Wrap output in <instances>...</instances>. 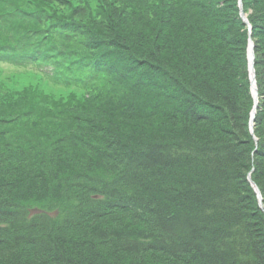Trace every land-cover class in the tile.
I'll use <instances>...</instances> for the list:
<instances>
[{
    "label": "trees",
    "instance_id": "16d2710c",
    "mask_svg": "<svg viewBox=\"0 0 264 264\" xmlns=\"http://www.w3.org/2000/svg\"><path fill=\"white\" fill-rule=\"evenodd\" d=\"M243 5L254 135L238 0H0V57L69 89L0 76V264H264Z\"/></svg>",
    "mask_w": 264,
    "mask_h": 264
},
{
    "label": "bare ground",
    "instance_id": "6f19581e",
    "mask_svg": "<svg viewBox=\"0 0 264 264\" xmlns=\"http://www.w3.org/2000/svg\"><path fill=\"white\" fill-rule=\"evenodd\" d=\"M249 52H250V57H251V47H250V51H249ZM255 188H256V189H259V187H255ZM262 210L264 211V208H262ZM190 245H191V248H192L193 245H192V244H190ZM193 249H195V250H194L195 252H196V251L198 252L197 247H193ZM178 250H179V249L175 248V252H176V253L178 252Z\"/></svg>",
    "mask_w": 264,
    "mask_h": 264
},
{
    "label": "rangeland",
    "instance_id": "374dc122",
    "mask_svg": "<svg viewBox=\"0 0 264 264\" xmlns=\"http://www.w3.org/2000/svg\"><path fill=\"white\" fill-rule=\"evenodd\" d=\"M11 71H13V70H10V69L6 70V72H11ZM33 81H36V79H33ZM43 85L45 86L46 89H49V87H47L48 85L45 84V82H43Z\"/></svg>",
    "mask_w": 264,
    "mask_h": 264
},
{
    "label": "water",
    "instance_id": "95a60500",
    "mask_svg": "<svg viewBox=\"0 0 264 264\" xmlns=\"http://www.w3.org/2000/svg\"><path fill=\"white\" fill-rule=\"evenodd\" d=\"M243 13V12H242ZM244 15V14H243ZM253 71H254V69H253Z\"/></svg>",
    "mask_w": 264,
    "mask_h": 264
}]
</instances>
